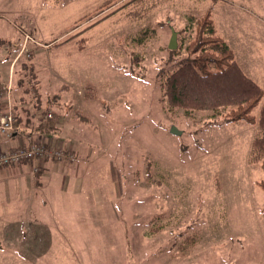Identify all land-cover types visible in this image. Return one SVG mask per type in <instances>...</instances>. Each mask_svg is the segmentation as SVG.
Returning a JSON list of instances; mask_svg holds the SVG:
<instances>
[{
  "label": "rangeland",
  "instance_id": "374dc122",
  "mask_svg": "<svg viewBox=\"0 0 264 264\" xmlns=\"http://www.w3.org/2000/svg\"><path fill=\"white\" fill-rule=\"evenodd\" d=\"M208 11L262 91L258 119L264 0H0L22 120L51 114L71 152L0 170V264H264L257 125L172 109L157 88Z\"/></svg>",
  "mask_w": 264,
  "mask_h": 264
},
{
  "label": "trees",
  "instance_id": "16d2710c",
  "mask_svg": "<svg viewBox=\"0 0 264 264\" xmlns=\"http://www.w3.org/2000/svg\"><path fill=\"white\" fill-rule=\"evenodd\" d=\"M138 37L142 42L141 34ZM185 32L194 33L192 41L187 45L191 57H184L167 70L160 72L157 78V88L162 98L170 108L184 109L186 111H228L225 120L230 122H245L256 124L259 130L258 137L252 143L254 160L264 161V103L259 117L251 116V111L262 100V91L249 79L238 66L233 51L228 44L216 33L215 26L209 11L199 19H189ZM177 37L179 33L176 32ZM181 39V37H180ZM177 40V44L181 42ZM179 45L177 46V49ZM168 55L175 57L176 50L166 48ZM189 53V54H190ZM51 115V114H50ZM80 117L77 113L75 114ZM44 120L37 125H29L38 131L37 136L47 137L64 145V140L57 136L56 120L44 116ZM65 153H69L65 151ZM54 158H45L41 163ZM67 165V164H63ZM13 167V166H10ZM45 168L33 174H40ZM264 175V162L261 164ZM264 191V179L258 183Z\"/></svg>",
  "mask_w": 264,
  "mask_h": 264
},
{
  "label": "built area",
  "instance_id": "2783aa9c",
  "mask_svg": "<svg viewBox=\"0 0 264 264\" xmlns=\"http://www.w3.org/2000/svg\"><path fill=\"white\" fill-rule=\"evenodd\" d=\"M8 91L6 90L5 92L4 87L0 86V134L11 137L14 131L13 126L16 122V117L10 109V106H8L7 110H4L2 104L4 94L7 93L8 95ZM47 117L50 118L51 115L47 114ZM18 136V146L16 148L8 152L0 153V170L10 166L18 167L30 163L35 174L43 165L41 160L45 158H54L58 162L70 159V150L65 149L64 145L59 144L57 141L55 142L42 136L29 134L25 135L20 133ZM65 151L69 153H65Z\"/></svg>",
  "mask_w": 264,
  "mask_h": 264
},
{
  "label": "crops",
  "instance_id": "0c3cea01",
  "mask_svg": "<svg viewBox=\"0 0 264 264\" xmlns=\"http://www.w3.org/2000/svg\"><path fill=\"white\" fill-rule=\"evenodd\" d=\"M5 40H8V39H3V37H0V44H3V42ZM6 42H8V41H6ZM14 49H17V48H13V46H11V48H5V50H3V48H0V86L4 87L5 92H6V90H9L8 91L9 96L7 95V93H5L3 100H2L3 109L7 110L8 106H10V109L12 110V112L14 113V115L16 117V122L14 123V126H13L14 131H13L11 137H6L3 134H0V153L8 152V151H10V150H12L18 146V138H19L18 134H20V133L25 134V135L32 134L34 136H36V134H38V131L36 129H33L34 127H29L30 124H28L26 121L22 120L23 112H22V108L20 106V100H19V95H18L19 86L17 85L16 82L13 83L12 75H11L12 72L9 73L10 64H8V62H7V61L11 62V60L9 58H11L12 55L16 54V51ZM3 54H6V56ZM16 58H17V54H16L15 59ZM6 77H8L7 80H6ZM9 101H10V103H9ZM50 164H52V163L46 162L44 164V168L46 169L47 166ZM53 164H56V163H53ZM22 166H25V164H23ZM22 166H20V167H16V166L6 167L4 169L9 168L8 172H6V173L11 174L13 169L20 170L22 168ZM64 166H66V165H64ZM30 168H31V166H30Z\"/></svg>",
  "mask_w": 264,
  "mask_h": 264
},
{
  "label": "water",
  "instance_id": "95a60500",
  "mask_svg": "<svg viewBox=\"0 0 264 264\" xmlns=\"http://www.w3.org/2000/svg\"><path fill=\"white\" fill-rule=\"evenodd\" d=\"M177 34L176 32L172 31L171 37L168 42V49L169 50H175L177 48ZM171 134L177 135L180 134L175 128L171 129Z\"/></svg>",
  "mask_w": 264,
  "mask_h": 264
}]
</instances>
